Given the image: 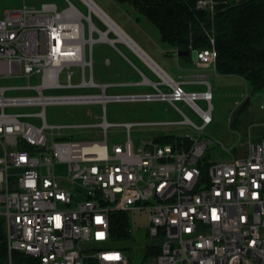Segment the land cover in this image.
<instances>
[{
	"label": "built area",
	"instance_id": "2783aa9c",
	"mask_svg": "<svg viewBox=\"0 0 264 264\" xmlns=\"http://www.w3.org/2000/svg\"><path fill=\"white\" fill-rule=\"evenodd\" d=\"M80 1L87 13L67 1L61 9L53 2H42L38 7H6L0 15V78L38 75L35 83H0V218L5 263L12 264L11 252L19 251L35 258L36 264H128L120 248L107 245L108 214L133 210L145 213L140 264H264V134L254 139L247 132L232 144L236 151L228 159L209 158L207 138L182 134L189 139L187 145L178 139L156 140L171 124L201 129L210 121L208 82L193 77L189 81L206 87L185 90L156 65L162 72L152 67L157 81L141 79L153 91L106 92L112 83L93 79L90 50L96 40L112 45L117 41L108 35L113 32L108 21L116 22L93 0ZM216 3L194 0V6L210 16ZM209 41V47L194 48L196 64L214 65L211 36ZM71 64L80 66L77 81L71 80ZM52 88L98 91L49 92ZM196 98L205 102L204 108L195 103ZM152 99L170 103L181 99L200 123L179 109L182 117L177 120L110 122L103 112L106 101ZM89 102L102 107L95 122L45 120L46 104ZM31 105L39 108L31 112L6 109ZM114 124L121 126L124 139L107 146V130ZM133 125L149 126L152 133L134 144L129 135ZM83 126L98 127L101 137L82 139L63 131ZM57 162L66 165L65 185L53 171ZM127 233L131 236L129 227Z\"/></svg>",
	"mask_w": 264,
	"mask_h": 264
},
{
	"label": "rangeland",
	"instance_id": "374dc122",
	"mask_svg": "<svg viewBox=\"0 0 264 264\" xmlns=\"http://www.w3.org/2000/svg\"><path fill=\"white\" fill-rule=\"evenodd\" d=\"M7 0H0L1 9L9 6H16L14 2L8 3ZM40 1V0H38ZM53 1L57 9L63 8L67 3L66 0H49ZM80 11L87 13V9L80 0H69ZM102 10H104L121 28L129 35L130 39L142 46L156 60H167V70L171 72V68L176 65L172 61V56H167L171 52V47L159 39L158 32L141 13L136 11L127 3H119L116 0H93ZM38 4V3H37ZM39 4L36 6L38 7ZM92 20L102 28L103 25L91 13ZM95 36V33L93 34ZM111 37H116L113 32L108 33ZM137 43H135L137 45ZM138 46V45H137ZM138 46L140 49L141 47ZM167 49L168 52H165ZM142 50V49H141ZM174 51V50H173ZM92 61V73L95 81H131V84L124 85L115 84L105 89L106 92H139L153 91L151 85L134 84L141 77L140 70L145 71L153 81H157L155 76L147 72L146 68L141 65L139 57L125 42L114 41L113 45L105 41L96 40L91 45L90 50ZM106 58V60H105ZM167 58V59H166ZM164 62V61H163ZM154 63V62H153ZM71 70V80L77 81L80 76V66L76 64L69 65ZM87 73L85 69V74ZM63 72L60 73L59 79L63 80ZM210 83L211 90V117L212 121L202 127L195 129L189 124H171L164 127L167 132L175 134H187L199 139L207 138L205 153L211 159H228L235 153L236 149L232 147L243 135L244 127H228V122L236 109V101L238 104L248 96V102L237 112V119L241 121L264 120V86L252 91L250 86L243 82L237 75H219L206 77ZM26 81L35 83L38 81V75L32 74L27 79L23 77L2 78L0 83L21 84ZM163 87L162 85H159ZM185 90H201L206 84L192 83L182 84ZM79 92V91H98L97 89L86 88H52L49 92ZM21 92L20 90H6L5 93ZM195 103L201 107H205L202 99L196 98ZM262 105V106H260ZM39 107L31 106H15L6 108L13 111H35ZM178 109L185 114L191 121L198 124L200 119L193 109L183 100H174L172 103L166 100H123V101H106L103 112L106 120L110 122H120L125 120H151V119H169L177 120L182 117ZM45 120L52 123H90L98 120L102 113V107L98 103H73L59 104L51 103L43 107ZM34 122H38L35 117H28ZM63 131L71 133L73 137L82 139H99L101 137L98 127L83 126L76 128H63ZM152 133L149 126L133 125L130 128L129 135L134 144L140 138H146ZM124 139L123 130L120 125H111L107 130V146L114 141H122ZM219 141V142H218ZM223 146L230 147L229 151L223 149ZM53 171L59 175V181L65 185L63 175L66 173V165L64 162H57L53 165ZM127 220V227L131 230V236L126 235L122 239H112L107 242L109 247L120 248L128 259V264L143 263L142 242L144 241L145 232V213L129 210L124 212ZM86 264H92L86 262Z\"/></svg>",
	"mask_w": 264,
	"mask_h": 264
},
{
	"label": "trees",
	"instance_id": "16d2710c",
	"mask_svg": "<svg viewBox=\"0 0 264 264\" xmlns=\"http://www.w3.org/2000/svg\"><path fill=\"white\" fill-rule=\"evenodd\" d=\"M127 3L156 28L159 39L175 49L215 51L214 68L219 73H235L257 89L264 86V0H217L215 11L194 6V0H116ZM161 142L189 139L171 132L155 136ZM109 235L122 239L127 233L124 212L108 214ZM157 251V249H154ZM12 264H36V259L19 251L11 252ZM4 224L0 218V264H6Z\"/></svg>",
	"mask_w": 264,
	"mask_h": 264
},
{
	"label": "crops",
	"instance_id": "0c3cea01",
	"mask_svg": "<svg viewBox=\"0 0 264 264\" xmlns=\"http://www.w3.org/2000/svg\"><path fill=\"white\" fill-rule=\"evenodd\" d=\"M66 1H69V0H66ZM6 2H8V3L14 2L16 5H19V3H22V4H25L27 6L36 7L38 4L40 5V3H42V2H53V1H49V0H40V1H38V0H7ZM9 7H11V6H9ZM12 7H16V6H12ZM3 8L1 9V12H2ZM99 22L104 27V24L100 20H99ZM131 39L134 41L133 38H131ZM135 43H137V42L135 41ZM137 45L140 46V44H138V43H137ZM140 47H141L142 51L144 53H146V55H148V57H150L152 62H154L156 65H158L161 69H163L171 77H173L174 79L180 81L181 85L182 84L197 83V82L189 81L193 77H200V78L206 80V77H209L211 74L213 76H219V75H223V76L227 75V76H229V75H233L234 74V75H237L238 77H240L243 80L244 83H246L248 86H250L247 83V81L244 80V78L242 76H240L238 74H235V73H219V72H217L215 70L214 65L212 66V65H209V64H196L195 61L190 58V54H188L187 56L177 55V54L174 53V51H173L174 49L172 47H171V49H168V50H171V52H169L167 54V56H172V61L175 63L176 67L175 68H171V72H169L167 70V68H166L167 66H164V65L168 64L167 60H162V61L158 60V59L156 60L144 48H142V46H140ZM165 52H168L167 49H165ZM139 60H140L141 65H143V67L146 68L147 72H149L150 74L154 75L155 79H158V76L153 71L152 67L149 66L143 59H139ZM140 73L144 74L145 77H147V78L152 80V78H150L147 75V73H145V71L140 70ZM92 75H93V73H92ZM0 79H2V78H0ZM141 79L142 78H139L138 80L132 81V82L134 84L149 85V84L141 83ZM102 82L112 83L111 86H115V84H121V83H123L124 85L131 84V81H126V82H123V81H118V82L102 81ZM199 84H202V83H199ZM208 85H209V88H210V83L209 82H208ZM108 87H110V86H108ZM250 89L252 91L256 90V89H253L251 86H250ZM257 89H259V88H257ZM243 97L244 98L242 99V101L239 104H238V101L235 102V103H237L236 104L237 106H236V109L234 110V113H233L232 117L230 118V121L228 122V127H244L242 136H244L248 132L249 134H251L252 138L257 139L258 137H260L261 135L264 134V120H249V121L245 120V121H241V120L237 119L238 110H240L248 102V96L243 95ZM260 106H262V105H260ZM211 121H212V117H211L210 121L207 124H205L204 126L208 125ZM242 136L240 135V137H242Z\"/></svg>",
	"mask_w": 264,
	"mask_h": 264
},
{
	"label": "bare ground",
	"instance_id": "6f19581e",
	"mask_svg": "<svg viewBox=\"0 0 264 264\" xmlns=\"http://www.w3.org/2000/svg\"><path fill=\"white\" fill-rule=\"evenodd\" d=\"M109 29L113 31L116 37H113L115 40H120L125 42L141 59H143L149 66L153 67L158 73L162 75V72L159 70L158 66L152 62L150 57L146 55L132 40L130 37L114 22L108 21ZM112 39V40H114Z\"/></svg>",
	"mask_w": 264,
	"mask_h": 264
},
{
	"label": "water",
	"instance_id": "95a60500",
	"mask_svg": "<svg viewBox=\"0 0 264 264\" xmlns=\"http://www.w3.org/2000/svg\"><path fill=\"white\" fill-rule=\"evenodd\" d=\"M174 53L177 54V55H183V54H186L187 53V50H182V49H175L174 50ZM189 54H190V58L191 59H195V54H196V50L194 48H192L190 51H189ZM141 76L142 77H145L144 74L141 73Z\"/></svg>",
	"mask_w": 264,
	"mask_h": 264
},
{
	"label": "snow or ice",
	"instance_id": "6c2138e0",
	"mask_svg": "<svg viewBox=\"0 0 264 264\" xmlns=\"http://www.w3.org/2000/svg\"><path fill=\"white\" fill-rule=\"evenodd\" d=\"M56 219L59 220V217H57ZM98 237L102 238L103 237V233H98Z\"/></svg>",
	"mask_w": 264,
	"mask_h": 264
}]
</instances>
